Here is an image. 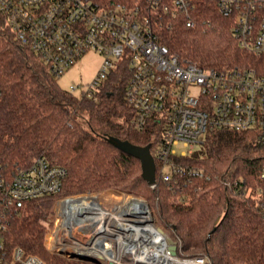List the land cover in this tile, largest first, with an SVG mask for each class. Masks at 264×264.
<instances>
[{"label": "trees", "instance_id": "16d2710c", "mask_svg": "<svg viewBox=\"0 0 264 264\" xmlns=\"http://www.w3.org/2000/svg\"><path fill=\"white\" fill-rule=\"evenodd\" d=\"M95 1L108 6L127 0ZM199 14L196 28L179 23L163 33L162 43L173 54L204 69L264 71V59L238 45L233 19L205 3ZM130 78L126 62H119L96 100L70 94L15 39L0 15V177L10 180L43 156L67 171L60 196L116 191L144 198L160 224L180 239L185 256L208 254L213 264H264V218L254 199L264 147L251 133L209 131L191 155L175 157L177 165L201 170L203 177L185 172L166 182L157 174L158 186L152 188L142 178L141 162L105 140L113 136L138 146L150 144L154 155L159 130L132 126L133 110L126 98ZM221 179L245 181L249 193L234 195ZM60 196L42 198L12 215L5 245L10 250L20 247L47 264H93L51 254L41 241L48 230L39 222L52 221Z\"/></svg>", "mask_w": 264, "mask_h": 264}, {"label": "built area", "instance_id": "2783aa9c", "mask_svg": "<svg viewBox=\"0 0 264 264\" xmlns=\"http://www.w3.org/2000/svg\"><path fill=\"white\" fill-rule=\"evenodd\" d=\"M202 3L214 6L223 18L233 19L240 48L264 59V0H127L108 6L95 0H0V15L15 39L37 55L56 78L88 52L103 56L97 77L82 90L80 98L96 100L110 72L119 62H126L131 72L126 98L133 110L132 126L139 131L151 125L159 130L153 155L156 178L158 174L159 180L168 182L175 174L185 172L203 177L201 170L176 164L174 147L184 145L188 151L180 157L189 156L209 131L251 133L264 147V71L246 67L204 69L180 59L162 43L163 33L176 24L196 28L201 22ZM78 88L71 85L68 92L76 95ZM1 98L0 89V101ZM66 176L63 167L51 165L39 156L10 180L0 177V264H47L20 247L8 249L4 234L11 216L27 204L60 196ZM220 182L237 196H245L250 190L245 181ZM157 186L156 179L151 187ZM254 190L256 205L264 218V166ZM74 198L80 197L62 198L59 207L52 209L62 223L54 225L49 236H41L52 254L72 259L71 252L90 253L96 246L109 254H92L98 259L93 264H213L208 254L185 256L178 237L173 239L177 255H172L166 233L161 235L165 241L161 262L153 259L151 252H144L134 236H94L86 241L84 232L75 235L67 221L64 203ZM129 222V226H135L138 221L131 218ZM117 229L120 235L126 232L121 224Z\"/></svg>", "mask_w": 264, "mask_h": 264}, {"label": "rangeland", "instance_id": "374dc122", "mask_svg": "<svg viewBox=\"0 0 264 264\" xmlns=\"http://www.w3.org/2000/svg\"><path fill=\"white\" fill-rule=\"evenodd\" d=\"M103 61H104V58L99 53L92 52V51L86 53L81 59H79L76 62L75 65H73L72 68L67 70L62 77L57 78L59 86L63 90H66V91L69 90L71 85L78 86L79 88H78L76 95L79 96L81 94L82 90L87 89L89 87V85L93 82V80L97 77L98 72L102 67ZM155 139H156V136L153 137L154 141H155ZM174 150L178 156H181L184 152L188 151L187 148L182 144L175 146ZM165 170L170 171V168L166 167ZM85 195H87L88 197L92 196V197L98 198L100 204L102 205L101 207L104 208L106 213L108 212L107 215H102L100 211L95 210L94 215H93L94 218H92L91 221H90L91 217H88L89 219L86 220L87 223L89 222L90 224H93L95 226L89 227L87 232L84 229V231L86 233H83L84 234L83 236H85L86 241L90 240L94 236H99V237L109 236L112 238H114L115 236H131V233L127 230H124V229L123 230L126 232H124L123 234L120 235L117 232V230H118L117 228L120 224H123V223L126 225H129L128 222H129V219H131V218L123 216L122 212L128 208L127 207L128 203H131L134 198H139V197H136L133 195H128L126 193L116 192V191H106V192L99 193V194H85ZM80 196L81 195H79L78 197H80ZM74 197H77V196H74ZM62 198H65V197L60 196L57 199L55 205L53 206L54 209L59 207L58 203ZM139 199L147 201L144 198H139ZM151 210H152V208H151ZM127 212L128 211H126L125 213H127ZM152 213H153V219L155 220V223L153 220L155 227L163 229L164 232L167 234L168 238L175 239L176 237H174L173 232L170 230V228L167 229L164 226H162L158 220V216L155 214V212L153 210H152ZM56 218L57 217L54 213L53 219H52L53 224H52V221H49V223L39 222V225H41L42 227L44 226L45 229L48 230V233L46 236H49V234L51 233L49 230L54 228V225L56 226L57 224L62 223L60 217H58V220ZM56 220H57V222H55ZM101 222H103L104 225H106L109 229H112V230L97 231V227L99 228V226H100V225H98V223H101ZM126 225L125 226L122 225L121 227L126 229V227H127ZM135 235H136V233H135ZM45 249L47 250L46 247H45ZM54 255H56V254H54ZM57 256H59V255H57ZM64 258H66V257H64ZM66 259L78 261V260H74V259H70V258H66ZM79 262H83V261H79ZM88 263H91V262H88ZM106 263H107L106 261H102L101 264H106Z\"/></svg>", "mask_w": 264, "mask_h": 264}, {"label": "bare ground", "instance_id": "6f19581e", "mask_svg": "<svg viewBox=\"0 0 264 264\" xmlns=\"http://www.w3.org/2000/svg\"><path fill=\"white\" fill-rule=\"evenodd\" d=\"M101 206L102 205L100 204L99 199L92 196L74 198L64 203V207L68 212L67 221L70 225L69 228L72 230V232L75 235L77 234V232L80 231L86 233L88 231V228L90 227L89 226L90 223L89 222L87 223L86 219H89L88 217L90 216L91 218H94V216L92 215V212L94 210L100 211L102 215H107L108 212L106 213L103 207ZM133 206L138 212L146 211L145 208L144 207L142 208L141 205L135 204ZM153 220H154L153 216L147 213V215L137 219L139 224L135 223V226L132 225L129 226L123 223L121 224V226L126 225L127 226L126 229L125 228L122 229L129 231L131 233V236H134L136 233L134 237L138 240V246H141V248H145L144 252H147V254H150L151 252V254L153 255L152 258L155 259L156 261L161 262L163 261L161 251L163 249L162 246L165 241L161 236V234L158 232L157 228L155 227ZM98 225L100 226L99 228L97 227V231L112 230L109 229L106 225H104L103 222L98 223ZM83 227H85L84 229L86 230V232L84 231ZM90 253L99 257H105L109 254L108 250L106 251V250L98 249L96 246L90 250Z\"/></svg>", "mask_w": 264, "mask_h": 264}, {"label": "water", "instance_id": "95a60500", "mask_svg": "<svg viewBox=\"0 0 264 264\" xmlns=\"http://www.w3.org/2000/svg\"><path fill=\"white\" fill-rule=\"evenodd\" d=\"M105 140L110 145L120 150L121 152L138 159L141 162L142 178L147 182L149 186H153L156 184L157 166H156L155 158L151 151L152 145L149 144L147 146H138V145L132 144L129 141H124V140H121L113 136H105ZM81 196H84V195H81ZM132 203L131 205L130 204L128 205V209H127L128 212L126 216L130 218H137V219L141 218L142 216L147 215V213L153 216L151 206L147 201L139 199V198H134ZM135 204L141 205L142 208L144 207L146 211L138 212L133 206ZM135 223L139 224V222H135ZM154 223H155V220H154ZM157 229L161 235L165 234L163 229L161 228H157ZM169 243H170V251L172 255L176 256L177 255V245L175 244V241L169 238ZM70 256L72 259L78 260V261L98 262V259L95 256L85 251L71 252Z\"/></svg>", "mask_w": 264, "mask_h": 264}, {"label": "flooded vegetation", "instance_id": "af4514ba", "mask_svg": "<svg viewBox=\"0 0 264 264\" xmlns=\"http://www.w3.org/2000/svg\"><path fill=\"white\" fill-rule=\"evenodd\" d=\"M85 227H83V229H84Z\"/></svg>", "mask_w": 264, "mask_h": 264}]
</instances>
